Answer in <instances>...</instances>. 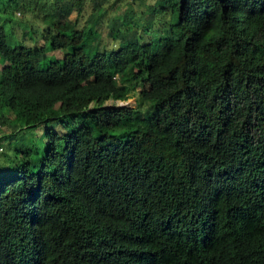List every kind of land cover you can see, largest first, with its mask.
<instances>
[{
  "label": "trees",
  "instance_id": "trees-1",
  "mask_svg": "<svg viewBox=\"0 0 264 264\" xmlns=\"http://www.w3.org/2000/svg\"><path fill=\"white\" fill-rule=\"evenodd\" d=\"M32 1L0 0V125L47 145L1 155L0 264H264V0H157L169 36L91 55L59 4L62 60L8 42Z\"/></svg>",
  "mask_w": 264,
  "mask_h": 264
},
{
  "label": "rangeland",
  "instance_id": "rangeland-1",
  "mask_svg": "<svg viewBox=\"0 0 264 264\" xmlns=\"http://www.w3.org/2000/svg\"><path fill=\"white\" fill-rule=\"evenodd\" d=\"M77 0H35L32 1L33 9L29 11H21L14 9L12 11V20L8 21L4 25V29L7 33L8 42L11 45L22 44L27 47L33 46H45L48 59L62 60L64 54L70 51V49L48 51L50 50V40L52 36H57V32L51 27L52 19L46 18L45 15H50L51 12L58 8L59 4H70ZM81 3L80 20H85L90 14L93 15V19L87 21L84 41L86 42L83 47L84 53L91 55L94 52H107L116 50L121 45L131 44H143L148 42L157 43L161 39L170 35V27L166 24H172V14L164 13L161 8L170 9L168 4L158 5L160 9L156 15L154 8L157 0H78ZM4 9L3 6H0ZM78 11L75 10L71 13L70 19L75 20L78 17ZM163 14V15H162ZM49 17V16H47ZM95 23V24H91ZM117 31L122 33V36L113 38L110 32ZM124 35V37H123ZM57 38H60L57 36ZM83 42V41H82ZM3 62L0 59V69L3 67ZM139 88L134 91L131 98L125 102L112 100L106 101L104 106H120L128 105L136 107V103L139 101ZM141 112L145 114L147 107L143 105L140 108ZM17 126V138L13 141L12 146L17 147V151L11 149V141L16 137L10 124L0 125V145L3 151L8 153L11 157V161L8 159L6 162L0 163L2 166H10L19 163L22 156L27 149L38 151L42 150L47 141L44 138L41 130L31 129L26 127V123L22 120H17L14 124ZM9 137V139L6 138ZM13 138V139H12ZM31 159L36 157V154H28Z\"/></svg>",
  "mask_w": 264,
  "mask_h": 264
},
{
  "label": "clouds",
  "instance_id": "clouds-1",
  "mask_svg": "<svg viewBox=\"0 0 264 264\" xmlns=\"http://www.w3.org/2000/svg\"><path fill=\"white\" fill-rule=\"evenodd\" d=\"M131 98V97H130ZM130 98H128V99H130ZM127 99V100H128ZM109 100H112V99H109ZM108 100V101H109ZM127 100H112L113 102H115V101H120V102H125V101H127ZM120 106H128V105H120ZM131 107V106H130ZM0 147L2 148V146L0 145ZM3 148H2V151L0 152V158H1V155L3 154Z\"/></svg>",
  "mask_w": 264,
  "mask_h": 264
},
{
  "label": "built area",
  "instance_id": "built-area-1",
  "mask_svg": "<svg viewBox=\"0 0 264 264\" xmlns=\"http://www.w3.org/2000/svg\"><path fill=\"white\" fill-rule=\"evenodd\" d=\"M2 151V148L0 147V152Z\"/></svg>",
  "mask_w": 264,
  "mask_h": 264
}]
</instances>
